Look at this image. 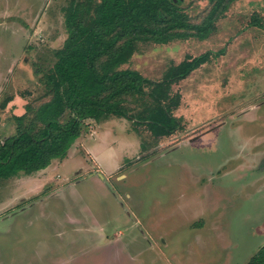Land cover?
I'll list each match as a JSON object with an SVG mask.
<instances>
[{
	"label": "rangeland",
	"instance_id": "obj_1",
	"mask_svg": "<svg viewBox=\"0 0 264 264\" xmlns=\"http://www.w3.org/2000/svg\"><path fill=\"white\" fill-rule=\"evenodd\" d=\"M80 1L0 0V141L16 134L11 102L30 104L31 121L52 99L45 76ZM179 5L192 24L212 7ZM207 52L171 83L170 137L150 121L87 120L65 160L0 181V264H248L264 248V0L236 1L207 40L139 44L121 70L151 82L128 107H151L169 68Z\"/></svg>",
	"mask_w": 264,
	"mask_h": 264
},
{
	"label": "trees",
	"instance_id": "obj_2",
	"mask_svg": "<svg viewBox=\"0 0 264 264\" xmlns=\"http://www.w3.org/2000/svg\"><path fill=\"white\" fill-rule=\"evenodd\" d=\"M236 1L209 0L212 7L200 24L189 21L180 0L73 2L66 9L68 37L55 51L56 63L45 76L52 99L35 110L31 121L28 117L34 108L28 104L25 113L16 117V134L0 141V181L32 175L54 161L65 160L82 137L87 120L111 116L138 119L133 122L135 127L150 121L149 130L156 138L174 134L180 124L166 107L171 83L187 78L206 63L210 52L169 68L164 79L155 83L154 103L136 116L131 115L128 104L132 99L143 100L151 81L138 71L121 67L130 62L141 43L167 45L176 40L209 39L216 23ZM255 21L254 26L261 27ZM248 264H264V248Z\"/></svg>",
	"mask_w": 264,
	"mask_h": 264
},
{
	"label": "crops",
	"instance_id": "obj_3",
	"mask_svg": "<svg viewBox=\"0 0 264 264\" xmlns=\"http://www.w3.org/2000/svg\"><path fill=\"white\" fill-rule=\"evenodd\" d=\"M6 107V105H5ZM8 109H10V111H12V114L15 115V116H22L24 113H25V109L22 105V100L20 101L18 98L15 99V101L11 102L9 104V106H7ZM7 107L5 108L7 110ZM9 111V110H8ZM1 114H0V120H1ZM1 122V121H0ZM0 129H3L2 127ZM1 133V132H0ZM3 133H1L2 135ZM15 135V133L13 135H9V136H6V139L9 138V137H13Z\"/></svg>",
	"mask_w": 264,
	"mask_h": 264
}]
</instances>
